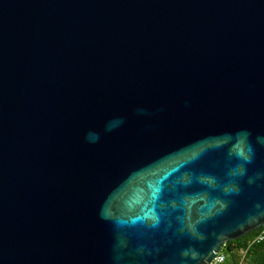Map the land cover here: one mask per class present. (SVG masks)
I'll use <instances>...</instances> for the list:
<instances>
[{
    "label": "water",
    "instance_id": "obj_1",
    "mask_svg": "<svg viewBox=\"0 0 264 264\" xmlns=\"http://www.w3.org/2000/svg\"><path fill=\"white\" fill-rule=\"evenodd\" d=\"M262 228L264 0H0V264H211Z\"/></svg>",
    "mask_w": 264,
    "mask_h": 264
},
{
    "label": "trees",
    "instance_id": "obj_2",
    "mask_svg": "<svg viewBox=\"0 0 264 264\" xmlns=\"http://www.w3.org/2000/svg\"><path fill=\"white\" fill-rule=\"evenodd\" d=\"M263 232L264 228L226 243L220 251L225 256L223 264H264V238L259 240Z\"/></svg>",
    "mask_w": 264,
    "mask_h": 264
},
{
    "label": "built area",
    "instance_id": "obj_3",
    "mask_svg": "<svg viewBox=\"0 0 264 264\" xmlns=\"http://www.w3.org/2000/svg\"><path fill=\"white\" fill-rule=\"evenodd\" d=\"M263 238H264V232L259 237V240H263ZM224 262H225V256L223 254L218 253L211 264H223Z\"/></svg>",
    "mask_w": 264,
    "mask_h": 264
},
{
    "label": "clouds",
    "instance_id": "obj_4",
    "mask_svg": "<svg viewBox=\"0 0 264 264\" xmlns=\"http://www.w3.org/2000/svg\"><path fill=\"white\" fill-rule=\"evenodd\" d=\"M92 139H95V137L93 136Z\"/></svg>",
    "mask_w": 264,
    "mask_h": 264
}]
</instances>
